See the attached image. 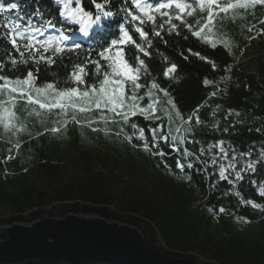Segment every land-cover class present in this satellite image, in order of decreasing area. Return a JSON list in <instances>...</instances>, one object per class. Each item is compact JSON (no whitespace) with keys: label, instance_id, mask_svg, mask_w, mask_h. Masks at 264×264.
I'll return each instance as SVG.
<instances>
[{"label":"trees","instance_id":"trees-1","mask_svg":"<svg viewBox=\"0 0 264 264\" xmlns=\"http://www.w3.org/2000/svg\"><path fill=\"white\" fill-rule=\"evenodd\" d=\"M35 2L20 0L24 5L21 12L33 11ZM121 3L122 0H111V10L117 11ZM41 4L50 8L54 15L59 12L52 0H41ZM83 6L94 12L90 0H83ZM121 16L117 15L111 25L105 21L99 28L90 29L85 39L91 46L83 45L78 54L67 52L57 58L54 65L41 64L38 83L56 82L58 88L71 87L67 81L72 65L82 63L90 48L99 50V44L112 38ZM263 17L264 7L260 6L231 24L236 34L234 55L222 44L213 47L201 41L177 21L173 22L178 24L179 34L168 33L166 25L162 39L152 35V25L144 26L153 43L149 48L150 57L141 54L148 68V75L141 83L155 80L167 89L185 119L197 105H204L199 113L204 124L194 125V135L189 137L199 143L181 146V157L183 147H188L200 162L190 157L195 168H186L184 174L176 169L174 155L164 158L172 166L169 171L159 157L133 146L142 142L134 138L129 143L123 133L117 136L115 133L123 125L109 124L107 135L74 122L60 134L45 133V128L53 126L55 115H28L32 106L26 109L23 102L18 103L16 123H22L26 130L6 132L0 126V225L30 223L43 216L70 212L96 214L137 228L150 248L168 257L208 264H264V196L259 195V190L264 188V158L261 157L264 152V36H253L264 28V23H260ZM161 22L157 18L156 24ZM188 22L192 23V18ZM252 25L255 27L248 31ZM129 31L140 43L131 26ZM5 47L0 42V58L5 55ZM126 53L133 62L136 53L131 45ZM173 63L176 72L165 77L164 70ZM10 67L8 65L3 74L13 78L25 76L29 68L35 71L31 63L26 67L18 65L14 71L8 70ZM92 67L89 66L90 72ZM222 77L227 79L222 80ZM87 79L93 82L90 77ZM205 79L212 83L205 85ZM144 91L142 89L140 94ZM213 92L217 95L212 96ZM157 95L166 106L168 97L159 92ZM0 99L6 97L0 95ZM218 105L219 111L213 116L212 110ZM229 109L239 112L240 116H229L225 120ZM157 115L162 113L157 112ZM97 116L96 112L78 114V119L84 121ZM215 121L219 124L214 129ZM131 122L145 128L151 144L147 128L149 125L155 127L156 123L143 117H134ZM92 127L103 129L104 124L96 123ZM123 127L131 134L129 126ZM226 127L228 132L223 131ZM221 140L229 151L228 160L232 156L231 149L237 153H252L238 157L234 171L249 162H253L255 171L242 173L244 179L237 182L234 171L229 170L226 174L234 182L229 184L228 180H221L219 165H227L228 160L217 158L216 165H212L210 157L217 156L218 148L209 150V145ZM17 143L20 144L18 150L14 147ZM160 147L170 152L163 143ZM201 148L205 150L203 155ZM7 156L12 158L5 159ZM205 166L206 172L195 170ZM187 175L190 180L184 178ZM249 200L262 207L254 209L243 203ZM220 207L225 208L224 213L219 212ZM0 264L64 263L55 259L25 258ZM81 264L123 263L89 261Z\"/></svg>","mask_w":264,"mask_h":264},{"label":"snow or ice","instance_id":"snow-or-ice-1","mask_svg":"<svg viewBox=\"0 0 264 264\" xmlns=\"http://www.w3.org/2000/svg\"><path fill=\"white\" fill-rule=\"evenodd\" d=\"M52 2L59 8V12L55 15L50 8L41 4V0H36L33 11L23 14L21 10L24 5L20 0H0V42L6 46L5 55L0 58V95L6 97L0 99V126L6 132L26 130L22 123L19 125L16 123L18 117L15 108L18 103L23 102L26 109L32 106L28 115L37 117L45 113L55 115L56 118L52 120L53 126L45 128V133L60 134L66 131L68 124L72 122L81 126L86 125L93 132L104 131L106 135L110 131L109 124L129 126L132 130L131 134L125 132L123 126L115 134L119 136L123 133L124 139L129 143H132L134 138L142 142L133 146L142 147L145 152L159 157L163 166L169 171L172 166L164 158L172 155L175 156V167L181 174H184L186 168L194 169L193 160L189 158L194 157L197 162H200V158L194 156L188 147H183L181 157V146L199 143L189 137L194 135V125L204 124L199 115L204 105H197L185 119L167 89L162 88L155 80L148 84L141 83L142 78L148 75V68L145 60L141 59V54L150 57L149 48L153 43L144 26L152 25V35L162 39L161 33L166 25L168 33L179 34L178 24L173 22L177 21L193 36L207 41L209 35H214L218 20L222 22L229 13H232L231 18L235 19L237 10L247 11L255 9L258 5L264 6V0H122L115 12L111 10V0H101V2L90 0L94 12L85 9L83 0H52ZM129 4L131 7L128 6ZM120 14H122L121 20L115 25L116 31L112 38L100 45L99 50L90 48L82 63L72 65L67 81L72 84L71 87L58 88L56 82L38 83L41 64L54 65L56 59L63 57L67 52L78 54V50L83 48V44L77 42L78 34L88 36L90 29L99 28L105 21L110 25L115 23V17ZM157 18L162 21L159 25L156 24ZM189 18H192V23L188 22ZM58 23L60 27H57ZM260 23H264V20ZM73 25L76 27L73 28ZM129 26L138 34L140 43L133 39ZM254 27L255 25H252L248 31H252ZM260 31L264 32V29ZM219 43L230 51L226 39H221ZM130 45L136 53L133 62L129 61L126 53V48ZM212 46L216 47V43L213 42ZM29 63L35 66V71L29 68L23 77L13 78L3 74L8 65L11 66L8 70L14 71L18 65L26 67ZM90 65L93 66L91 72ZM212 66L216 67L214 63ZM175 72L176 65L173 63L164 70L163 75L171 77ZM89 77L92 83L88 82ZM211 83L207 79L204 81L205 85ZM142 89L145 91L140 94ZM157 92L168 97L166 106ZM211 95L216 96L217 93L213 92ZM145 100H147L146 104ZM219 108L218 105L212 110L213 116ZM93 112L98 113V116L84 121L78 119V114ZM157 112L162 115H157ZM229 116L239 117L240 113L229 109L224 119ZM134 117H143L146 121L156 123L155 127L149 125L147 128L151 144H149V136L145 134V128L135 122L130 123ZM96 123H103L104 128L92 127ZM218 124L219 121H215L212 127L215 129ZM223 131L228 132L229 129L226 127ZM256 131L260 130L256 129ZM161 143L167 146L170 152H165L160 147ZM224 145L223 140L215 145H209V150L213 147L218 148L217 156L210 157L212 165H216L217 158L228 160L229 151ZM14 147L18 150L20 144L17 143ZM204 151L203 148L200 149L201 155ZM231 151L232 156L227 165L221 163L218 170L219 178L228 180L229 184L234 181L229 179L226 173L236 169L238 157L252 155L251 151L247 153H237L235 149ZM261 157L264 158V152H261ZM11 158L7 156L5 159ZM195 170L206 172L207 166ZM249 170L255 171L253 162L245 164L239 171H234L235 181L243 180L242 173ZM184 178L191 179L190 175ZM259 195L264 196V188L259 190ZM243 203L250 204L254 209L262 207L251 200ZM219 212L224 213L225 208L220 207Z\"/></svg>","mask_w":264,"mask_h":264},{"label":"water","instance_id":"water-1","mask_svg":"<svg viewBox=\"0 0 264 264\" xmlns=\"http://www.w3.org/2000/svg\"><path fill=\"white\" fill-rule=\"evenodd\" d=\"M25 258L55 259L64 264H208L168 257L150 248L144 235L129 224L73 212L0 225V262Z\"/></svg>","mask_w":264,"mask_h":264},{"label":"rangeland","instance_id":"rangeland-1","mask_svg":"<svg viewBox=\"0 0 264 264\" xmlns=\"http://www.w3.org/2000/svg\"><path fill=\"white\" fill-rule=\"evenodd\" d=\"M258 7H260V5H258ZM258 7H256L255 9H257ZM255 9H249L247 11L237 10L238 14L235 16V19H232L231 18L232 13H229L228 17H225L222 22L218 20L216 27L214 29V35H209L207 41L200 39V38H198V39H200L201 41L206 42L210 45H212L213 42H215L216 44H221V43H219V41L221 39H226L230 45V53H231V55H234V53H235V47H234L235 42H234V40L236 38V34L234 33V31L231 27V24L235 23L236 19H240L243 16H247L251 11H254ZM262 29H264V28L262 27ZM261 33L262 32L260 30H257V33H254L253 35L255 36L256 34H258V35L264 36ZM144 103L146 104L147 101Z\"/></svg>","mask_w":264,"mask_h":264},{"label":"bare ground","instance_id":"bare-ground-1","mask_svg":"<svg viewBox=\"0 0 264 264\" xmlns=\"http://www.w3.org/2000/svg\"><path fill=\"white\" fill-rule=\"evenodd\" d=\"M83 44V43H82Z\"/></svg>","mask_w":264,"mask_h":264}]
</instances>
